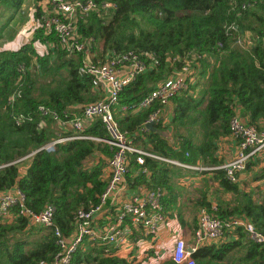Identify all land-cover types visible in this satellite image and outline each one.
<instances>
[{"label": "trees", "instance_id": "1", "mask_svg": "<svg viewBox=\"0 0 264 264\" xmlns=\"http://www.w3.org/2000/svg\"><path fill=\"white\" fill-rule=\"evenodd\" d=\"M23 1L0 0V32L21 11ZM93 1L97 7L77 16L74 25L75 35L89 43L94 62L102 63L110 54L128 50L145 62L148 53L156 59L154 66L134 74L121 87L114 105L118 128L133 144L180 161L216 166L226 158L219 143L230 136L228 121L236 110L245 123L264 129V0ZM106 1L111 5L101 6ZM49 9V0H35L32 24H28L30 37L15 48L0 46V189L17 185L25 204L35 211L50 203L52 224H29L22 215L0 219V264L51 260L58 248L52 227L69 237L77 208L96 204L107 179L106 159L111 151L101 140L70 138L48 150L39 148L74 131L67 127L63 132L55 118L41 114L39 105L67 119L80 115L82 104L102 97L91 76L78 71L82 53L68 51L53 31L45 30L41 15ZM183 65L188 71L186 84L178 93L165 104L154 100L133 111L156 82ZM122 104L127 107L124 111L119 109ZM157 107L160 111L153 126L159 131L145 126ZM17 116H21L18 122ZM78 131L107 136L98 118L85 120ZM262 156L249 159L231 180L221 167L199 171L150 156L138 163L135 153H129L124 180L129 190L138 184L158 187L164 221L176 217L179 231L189 236L197 225L200 207L220 219L245 218L264 234ZM241 171L249 173L251 180H261L260 198L255 199L251 190H240ZM187 173L209 174L216 189L201 179L196 194L183 206L181 188L191 187L188 178L182 177ZM216 190L233 192L235 199L222 202L214 195ZM113 217V209H104L93 222L101 227ZM153 235L144 234L142 227H131L128 241L135 247L140 239L151 242L135 253H123L113 242L83 236L68 264H177L170 256L172 242L168 256L160 259L162 251H156L150 240ZM190 255L193 264H264V245L248 238L241 225H234L225 227L215 242L198 244Z\"/></svg>", "mask_w": 264, "mask_h": 264}, {"label": "built area", "instance_id": "2", "mask_svg": "<svg viewBox=\"0 0 264 264\" xmlns=\"http://www.w3.org/2000/svg\"><path fill=\"white\" fill-rule=\"evenodd\" d=\"M49 4L50 9L41 15L45 30L53 31L59 43L68 51L82 53L78 71L91 76L92 85L101 89L102 97L82 104L80 115H74L67 119H61L54 110L39 105L41 114L55 118L59 128L72 127L74 129L72 133L61 134L39 148L48 150L59 141L88 137L103 141L109 146L111 152L106 159L107 179L103 190L98 195V202L87 208H77L74 215L75 228L69 237L63 236L59 228L53 226L52 231L58 247L57 251L51 260L39 259L36 264H68L70 254L83 236L101 238L107 242L121 245L128 241L133 226L142 227L144 234L157 232V229L164 223L160 189L145 187L142 184H138L132 190L127 188L124 173L129 153H135L138 163L143 161L144 156H150L169 164L199 171L221 167L231 180H234L235 172L242 170L249 159L263 157L264 129L258 130L254 125L245 123L238 115L237 110L228 121L230 136L235 140L233 153L216 166H202L199 163L180 161L174 157L147 151L133 144L125 131L118 128L117 121L113 116L114 105L117 103V94L121 87L129 82L134 74L154 66L156 59L148 53L149 60L145 62L138 54L128 50L110 54L102 63L94 62L89 56V43L75 35L74 21L77 16L81 17L88 10L96 8L97 3L93 0H49ZM109 5L111 3L107 1L101 3V6ZM187 72L186 65H183L179 70L156 82L153 88L138 100L133 111L151 105L154 100L165 104L169 97L178 93L185 86ZM126 108L122 104L119 109L124 111ZM159 111L160 107H157L147 120H157ZM95 118H98L102 123L107 134L106 137L85 135L78 131L81 130L85 120ZM20 119L21 116H17L16 121L18 122ZM104 209L114 210L113 221L98 227L93 220ZM52 214L53 206L50 203L44 204L37 211L27 206L23 191L15 184L0 189V219L8 220L13 216L22 215L29 224L51 226ZM234 225H241L248 238L264 245V234L256 230L249 220L242 217H234L229 220L220 219L205 207H200L197 214V225L191 235L192 242L186 244L182 235H174L170 256L177 264H193L190 252L198 244L215 242L222 237L225 227Z\"/></svg>", "mask_w": 264, "mask_h": 264}, {"label": "rangeland", "instance_id": "3", "mask_svg": "<svg viewBox=\"0 0 264 264\" xmlns=\"http://www.w3.org/2000/svg\"><path fill=\"white\" fill-rule=\"evenodd\" d=\"M35 0H24L22 2L21 5V11L19 12H15L13 15V19L11 18L9 21V24L7 26H5L2 30H1V36H0V46H5V47H9L12 45V42H16L15 38L19 35L20 39L22 40V38L24 40H27L31 33L32 30L30 29L28 24H31L32 20L29 17L30 16V10L31 7H33ZM19 13V14H18ZM58 132H60L61 130H57ZM226 142V141H225ZM203 173V172H202ZM200 173V174H202ZM205 173V172H204ZM209 175V174H207ZM207 175H196L198 176L196 179L198 180V184L196 186H193L194 188H197L198 185L201 183V179L205 178L208 187H213V190L216 189L215 184L212 182V180L207 176ZM240 175V174H238ZM202 176V177H201ZM241 177H239V182H240V190H251V194L255 199L260 198V189L258 186H256V188H254L253 186V180L250 179V175L248 173H244L242 175H240ZM179 186V185H178ZM191 186V185H189ZM190 189L188 190V196H193V194L195 195L196 192L192 189V187H189ZM223 192L221 190H216L214 195L218 196V198L222 201L225 202L227 200L231 201L235 199L236 194H234L233 192H225L224 194H222ZM186 194V192L184 193ZM188 199H185L184 196L181 199V204H183V206H186L189 202H187ZM186 209V208H184ZM173 216L169 217V220L171 221H175L176 217H174V219H172ZM180 234H182V232L180 231ZM167 242L168 239L165 237L163 238L160 243H161V247L160 250L162 251V254L160 256V259L165 258L168 256L169 254V250L167 248ZM137 246L135 247V243L133 241H126L125 243H122L120 245L121 250L123 251V253H127L129 251L132 252H136L138 249V252H140V249H142L143 247L140 246L139 243L136 244ZM155 250L158 251V245L159 243H153ZM137 252V253H138ZM159 258V257H158ZM151 259H153V261L155 259H157V256L152 257Z\"/></svg>", "mask_w": 264, "mask_h": 264}, {"label": "crops", "instance_id": "4", "mask_svg": "<svg viewBox=\"0 0 264 264\" xmlns=\"http://www.w3.org/2000/svg\"><path fill=\"white\" fill-rule=\"evenodd\" d=\"M30 12H31V10H30ZM29 17L31 18V13H30V16ZM31 20H32V18H31ZM19 39H20V36L18 35L15 38L16 42H12V45L9 46V47L7 46V48H15L16 46H18V44H20V42L24 41L23 38H22V40H19ZM1 47H5V46H1ZM166 108L167 107H165V109ZM237 112H238V115L241 116L240 110H237ZM164 115H165V119H167L168 118V114L164 112ZM241 117L243 118V116H241ZM67 129L68 128L63 129V132L67 131ZM233 142H234V139L231 136H228V139L226 140V142L224 140V141H222V142L219 143V147L220 148H223L224 151L226 152V158L225 159H228L232 155V153H233V150H234V144H233ZM239 174L242 175L243 174V171H241ZM240 175H239V177H241ZM182 177L188 178V180L190 181L189 184L191 185L192 189L196 192V190H195V188L193 186L198 184V180L196 179L198 176H196V175H190L189 173H187V174L183 175ZM187 183L188 182H186V184ZM186 184H184L185 185L184 187H186ZM259 184H261V180H258V181L253 180V185H254L253 187L256 188V186H258L259 189H260V193H262L263 192V187L260 186ZM189 189H190L189 187L181 188V192L183 193V196H184L185 199H189V198L192 197L191 195L188 196V192H189L188 190ZM185 192H186V194H184ZM187 202H189V200H187ZM181 232H182V234H180V231H179V228H178L177 223H175L172 220L170 221L169 218H168L157 229V232L153 235L152 238H150V240L153 243H156V242L159 243L158 249H157L158 251H159V249L161 247L160 246L161 245L160 241L163 238H165V237L168 239V242L166 244L167 245V248L171 244L173 236L174 235H178V234L179 235H182L184 237V240H185L186 244L191 243L192 242L191 236H189L188 234H186L184 231H181ZM139 243H140V246L145 247V246L149 245L151 242H149V239H145V240L144 239H140L139 240ZM153 243H152V245H153Z\"/></svg>", "mask_w": 264, "mask_h": 264}, {"label": "water", "instance_id": "5", "mask_svg": "<svg viewBox=\"0 0 264 264\" xmlns=\"http://www.w3.org/2000/svg\"><path fill=\"white\" fill-rule=\"evenodd\" d=\"M145 126H146L147 128H149V129H151V130L159 131V128H156V127L153 126V120H148V121H146V122H145ZM187 249L190 250L189 247H187Z\"/></svg>", "mask_w": 264, "mask_h": 264}]
</instances>
